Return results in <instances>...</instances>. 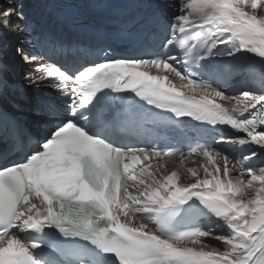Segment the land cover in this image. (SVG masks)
<instances>
[{"label": "snow or ice", "instance_id": "obj_1", "mask_svg": "<svg viewBox=\"0 0 264 264\" xmlns=\"http://www.w3.org/2000/svg\"><path fill=\"white\" fill-rule=\"evenodd\" d=\"M162 2L40 52L0 4L36 129L0 106V264H264V0Z\"/></svg>", "mask_w": 264, "mask_h": 264}, {"label": "bare ground", "instance_id": "obj_2", "mask_svg": "<svg viewBox=\"0 0 264 264\" xmlns=\"http://www.w3.org/2000/svg\"><path fill=\"white\" fill-rule=\"evenodd\" d=\"M161 5H163L162 0H158ZM0 4L3 5V7L8 6V0H0ZM24 12L27 15L28 19L35 15L39 10L37 9L36 5L33 4V0H24ZM22 33L18 32L17 30L13 29L11 31L5 30L4 36H3V56L4 61H9L17 64V70H18V76L21 84L26 87V89L29 92L30 97H34L35 90L32 86L29 85L27 79L25 78L26 73H28L31 70V66L25 62L23 59V55L20 53H17L16 49L18 47H21L20 40L17 39L18 36H20ZM29 52H32L31 47L28 45H23ZM21 55V58H19L17 55ZM17 76V77H18ZM22 108L25 109V111L30 114L32 113L33 105L31 102L26 101L22 103ZM31 115V114H30ZM220 147H227L221 145ZM172 165L170 164L169 167Z\"/></svg>", "mask_w": 264, "mask_h": 264}]
</instances>
